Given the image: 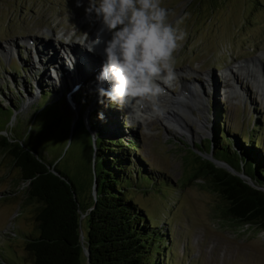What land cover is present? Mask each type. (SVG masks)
Wrapping results in <instances>:
<instances>
[{
  "label": "rangeland",
  "instance_id": "rangeland-1",
  "mask_svg": "<svg viewBox=\"0 0 264 264\" xmlns=\"http://www.w3.org/2000/svg\"><path fill=\"white\" fill-rule=\"evenodd\" d=\"M76 3L0 0V128L5 127V109L17 107L15 116L21 120L15 131L21 135L31 125L35 104L45 102V90L51 93L47 103L66 93L64 101L58 103L72 117L60 110L59 128L28 138L43 156L52 159L61 149L63 154L67 151L60 165L74 174V156L77 150L81 155L80 147L86 144L78 113L88 127L94 122L95 127L96 122L105 124L110 138L123 141L136 168L150 169L167 185L132 193L151 222L167 231L169 264H264V230L237 224L224 214L228 204L219 192L202 178L193 177L200 154L194 146L204 143L202 147L207 150L205 140H214L218 127L235 140L237 147L247 133H258L264 156V0H163L175 13L173 20L187 16L183 26L188 36L176 54V79L163 91L182 98L187 92L184 98L188 108L175 105L181 109L177 111L181 121L170 120L172 125L158 112L126 115L127 109L99 102L102 98L93 78L101 71L104 57L91 54L88 48L93 46L91 37L100 24L93 22L94 14H86L88 0H80L79 7ZM89 21L93 23L83 27ZM36 39L44 44L51 41V53L57 52L59 59L54 53L49 58L46 54L50 51L42 49ZM72 43L78 65L59 61L57 45L70 47ZM87 53L92 57L84 58L86 65L80 58ZM73 80L82 83V90L72 92ZM77 92L81 93L75 97ZM100 112L104 120L97 118ZM45 116L51 115L45 112ZM199 118H204L205 127ZM133 139L140 147L128 150ZM210 154L204 156L211 158ZM26 187L18 169L0 153V264L31 263L27 244L38 234L40 203L28 198ZM79 196L85 194L80 190Z\"/></svg>",
  "mask_w": 264,
  "mask_h": 264
},
{
  "label": "trees",
  "instance_id": "trees-1",
  "mask_svg": "<svg viewBox=\"0 0 264 264\" xmlns=\"http://www.w3.org/2000/svg\"><path fill=\"white\" fill-rule=\"evenodd\" d=\"M50 94L45 90V102L35 104L31 125L24 133L18 135L15 131L18 119L21 120L15 116L17 107L5 109V127L0 128V153L18 169L20 181L27 183L28 198L40 203L36 216L38 234L27 244L32 256L30 264H169L167 231L151 222L132 193L141 188L151 192L167 185L150 169L136 168L123 141L110 138L111 131L105 124L96 122L95 127L94 122L88 127L89 123L78 113L86 144L80 147L81 155L77 150L74 156V174L60 165L67 151L63 154L61 149L51 159L28 141L29 136L42 137L60 127L63 114L59 112L64 108L60 109L58 102L64 101L66 93L47 103ZM64 111L72 117L69 110ZM45 112L51 116L44 117ZM66 128L70 132V122ZM245 136L237 147L235 140L218 127L214 140H205L207 150L204 143L195 144L193 148L200 154L193 177L202 178L219 192L228 204L224 214L237 224L264 230L262 144L258 143V133ZM139 147L135 139L127 145L128 150ZM80 190L85 197L80 198Z\"/></svg>",
  "mask_w": 264,
  "mask_h": 264
},
{
  "label": "clouds",
  "instance_id": "clouds-1",
  "mask_svg": "<svg viewBox=\"0 0 264 264\" xmlns=\"http://www.w3.org/2000/svg\"><path fill=\"white\" fill-rule=\"evenodd\" d=\"M77 6H81L77 0ZM86 14H94L100 28L90 52L103 45L104 62L96 75L99 102L129 112H158L164 85L176 79V54L188 36L187 16L175 13L163 0H88ZM98 119L104 120L103 112Z\"/></svg>",
  "mask_w": 264,
  "mask_h": 264
},
{
  "label": "bare ground",
  "instance_id": "bare-ground-1",
  "mask_svg": "<svg viewBox=\"0 0 264 264\" xmlns=\"http://www.w3.org/2000/svg\"><path fill=\"white\" fill-rule=\"evenodd\" d=\"M76 5H77V3H76ZM81 9V8H80ZM77 13V12H76ZM92 21V20H91ZM95 21V18L93 19V22ZM93 22H91V23H93ZM90 21L89 22H87V23H85L84 25H83V27H89L90 26ZM100 28V27H99ZM94 30H95V28H94ZM97 30L98 29H96L95 31L97 32ZM55 31H56V29H55ZM89 36L90 35H92L91 33H89L88 34ZM95 38H96V35H94V36H92L91 37V39H92V44H94V41H95ZM37 41H38V39H36ZM87 40V39H86ZM38 43H40L41 45H40V47L42 48V49H47V50H49L50 52H48L46 55L49 57V58H51V57H53L54 55L59 59V56H58V54H57V52L55 53V52H53L54 53V55H53V53H51V48H50V44H51V41H49V42H46L45 44L40 40V41H38ZM74 46V43H72L71 45H70V47L69 46H67V45H61V44H58L57 45V48L59 49V51H60V60L59 61H64L65 63L66 62H70L71 64H72V62H75V64L76 65H78V56H77V53H76V50H75V48H71V47H73ZM80 46V45H79ZM26 47H29V46H26ZM65 47H68V48H65ZM78 47V46H77ZM30 48L31 49H33V46H30ZM79 49H80V51H82L84 54H86V52H84V50H83V47L82 48H80V47H78ZM98 48H99V52H98V50L97 49H95V51L94 52H90L91 54H94V53H96V54H101L100 56H102L103 55V45L101 44L100 46H98ZM57 51V50H56ZM44 52V51H43ZM36 54V53H35ZM41 54H44V53H42L41 52ZM83 54V57H81L80 58V62H84V64H86L87 65V61L86 60H84V58L85 59H87L89 56H91L92 57V55H89V53H87L88 54V56H85ZM100 58H98V60H99ZM49 62V61H48ZM51 64H54V63H51ZM51 66V65H50ZM52 67V66H51ZM67 67V66H66ZM81 67V66H80ZM68 68V70H69V67H67ZM82 68V67H81ZM242 69V68H241ZM79 77V76H78ZM234 77V76H233ZM80 78H78V80H79ZM87 79H90V77H88ZM234 79H236V77H234ZM93 80H95V78H93ZM87 82H89V83H91L90 81H87ZM234 83V82H233ZM81 85H82V83L79 81H76V80H73L72 81V83H71V88H72V92L73 93H75V91H78V90H80L81 89ZM162 87H163V89L164 90H166V88H165V85L164 84H162ZM90 88H91V84H90ZM82 90V89H81ZM78 93V92H77ZM76 93V94H77ZM182 93H184V92H182ZM187 94V92L185 93V95ZM185 95H183L184 97H188V96H185ZM182 98V97H176V96H168L167 94H162L160 97H159V99H158V109H159V111H158V115H159V117H161V118H163V119H168V123H170V125H172V123L170 122V120L172 121V120H174V121H176V122H178L179 120L178 119H180L179 118V114H178V112L177 111H179V110H181L179 107H176L175 105L177 104V105H179L180 107H184V108H188V103L186 102L187 100H186V98ZM185 99V100H184ZM196 99H198V96H197V98ZM193 104H195L194 102H193ZM196 106L197 107H195L196 109H200V107L196 104ZM78 108V107H77ZM201 111V110H200ZM155 116V115H154ZM172 118V119H169V118ZM181 117V116H180ZM200 119V118H199ZM180 121H181V119H180ZM200 122H201V125L203 126V127H205L206 126V122H205V120H204V118L203 119H200ZM176 127H178L180 130H184L183 129V127L182 126H178V125H176Z\"/></svg>",
  "mask_w": 264,
  "mask_h": 264
},
{
  "label": "water",
  "instance_id": "water-1",
  "mask_svg": "<svg viewBox=\"0 0 264 264\" xmlns=\"http://www.w3.org/2000/svg\"><path fill=\"white\" fill-rule=\"evenodd\" d=\"M212 159V158H211ZM213 161H215L214 159H212ZM216 162V161H215ZM217 164H219V162H216ZM82 238H83V235H82ZM86 254L88 255V256H90V252H89V250L88 249H86Z\"/></svg>",
  "mask_w": 264,
  "mask_h": 264
}]
</instances>
